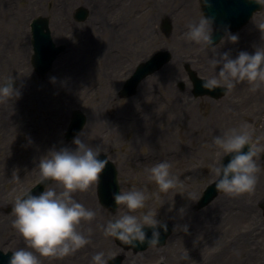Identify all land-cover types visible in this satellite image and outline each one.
Returning a JSON list of instances; mask_svg holds the SVG:
<instances>
[{
  "label": "rangeland",
  "instance_id": "obj_1",
  "mask_svg": "<svg viewBox=\"0 0 264 264\" xmlns=\"http://www.w3.org/2000/svg\"><path fill=\"white\" fill-rule=\"evenodd\" d=\"M191 1L193 14H185L186 7L179 5L181 9H173L171 30L159 35L153 26L162 28L163 17L171 14L169 3L162 0H93L91 5L87 0H0V83L12 78L21 93L0 100L1 249L27 246L12 223L14 213L9 208L39 181L35 167L41 156L53 147H75L66 141L64 131L71 112L80 108L88 115L81 136L116 163L121 190L146 186V209L155 210L162 221L187 225V231L176 227L163 247L127 252L124 264H152L156 256L165 258L167 264H198L202 260L209 264H264V150L256 157L260 169L254 190L223 193L208 207L194 209L205 186L216 179L213 165L220 157L209 146L213 136L242 121L251 122L256 133L264 134V85L252 90L247 82H241L220 99L193 97L183 63L190 62L207 78L212 74L209 57L214 50L184 36L189 22L202 15L198 0ZM260 1L262 11L235 32L239 39L232 42L225 37L216 45L218 52L230 51L235 56L241 50L253 52L264 45V28L260 27L264 24V0ZM179 3L176 0L173 7ZM80 6L91 10L83 23L73 18ZM39 15L50 17L54 40L67 43L70 49L43 79L33 71L29 59L28 23ZM91 32L98 39H90ZM85 34L91 44L87 47V40L81 48L79 42ZM163 48L172 49L173 61L146 79L147 88L142 83L133 97H118L121 84L117 73L128 74L136 60ZM102 49L109 56L96 54ZM182 80L184 90L175 84ZM160 160L169 161L171 171L184 183L157 198V185L149 179L146 166ZM95 186L72 194L75 198L87 195L89 207L96 210L95 218L86 221L82 230L93 223L100 225V235L109 241L104 247L108 259L120 248L111 236L104 235L102 225L112 214L99 204ZM224 207L238 213L236 222L215 226L210 213ZM122 211L121 205L115 214ZM87 255V249L79 248L64 257H44L42 264L90 262ZM253 256L261 261L254 262Z\"/></svg>",
  "mask_w": 264,
  "mask_h": 264
},
{
  "label": "clouds",
  "instance_id": "obj_2",
  "mask_svg": "<svg viewBox=\"0 0 264 264\" xmlns=\"http://www.w3.org/2000/svg\"><path fill=\"white\" fill-rule=\"evenodd\" d=\"M200 3L207 5L209 0H200ZM212 25L211 17L201 15L198 20L189 22L184 33L187 40L214 50L209 57L212 74L202 80V87H222L227 92L241 82H247L252 90L264 85V45L255 47L253 52L241 50L235 56L230 51L218 52L213 44ZM260 27L264 28V24ZM226 39L235 42L239 37L229 31ZM13 81L9 78L0 83V100L21 94ZM81 133L72 139L75 147H53L40 157L35 168L39 170L43 190L38 193L26 190L15 199L11 209L14 213L12 223L27 246L11 251L7 264H42V258L70 255L91 239L93 229L82 230V222L92 221L96 210L77 200L72 193L95 184L108 160L106 156L101 158L100 147L86 142ZM209 146L215 148L220 157L213 165L217 189L229 195L254 190L260 169L256 157L264 150V134L256 133L251 122L242 121L214 135ZM229 154L225 163L223 158ZM146 171L157 185L154 193L157 198L161 192L184 183L171 171L167 160L146 166ZM112 196L117 206H123V211L122 214L114 213L102 225L104 235L134 246L145 241L149 246H158L160 229L167 231L168 225L158 218L155 210L146 209L149 197L146 186L133 185L113 192ZM180 212L183 213V208ZM146 227L152 229L150 237ZM176 227L187 231V225ZM90 264H108L105 252H94Z\"/></svg>",
  "mask_w": 264,
  "mask_h": 264
},
{
  "label": "water",
  "instance_id": "obj_3",
  "mask_svg": "<svg viewBox=\"0 0 264 264\" xmlns=\"http://www.w3.org/2000/svg\"><path fill=\"white\" fill-rule=\"evenodd\" d=\"M237 5L240 7V4L238 0H209V3L205 5V11L208 17H211L213 19V23L216 25V27L220 25H228L236 21L237 15H240L242 13V8L240 7L241 11H238V9L232 7L233 5ZM225 8H229V13L227 18L224 16L225 12L223 10ZM87 11H81L79 13L80 18H84L86 16ZM45 20V26L47 24V21L45 18H41ZM37 19L34 22V29L35 30V48H36V54H35V62L37 65V68L40 72V74H43L50 66L51 62L54 59L55 55L61 50V48H55L53 43L51 42L50 34L49 32L43 31V25L42 20ZM108 183V186L106 187L105 192H110L111 198H113L112 193L116 192L115 188L116 186V180H115V174L112 173V176L108 175L105 176V182H103V185ZM115 185V187H114ZM171 226H168L167 231L164 229H160V237L159 242L162 241L165 236L171 232L172 229H170ZM146 232L148 236H151L152 229L150 227H146ZM123 242V241H122ZM124 243V242H123ZM147 241L143 243H137L135 246H141L146 244ZM126 244V243H125ZM127 246H134L128 244ZM0 264H7L4 260H0Z\"/></svg>",
  "mask_w": 264,
  "mask_h": 264
},
{
  "label": "bare ground",
  "instance_id": "obj_4",
  "mask_svg": "<svg viewBox=\"0 0 264 264\" xmlns=\"http://www.w3.org/2000/svg\"><path fill=\"white\" fill-rule=\"evenodd\" d=\"M162 1L164 2V4H166V3L169 2V4H168V7L169 8L170 7H173V4L175 2V1H172V0H162ZM179 1L181 2V4H183L184 7H186L185 8V14L186 13H192V7H193V5H192V1L191 0H179ZM87 2H88V4L91 5L92 2H93V0H87ZM163 11H164V9L161 10L160 13L161 14H164ZM186 18H190V16L187 15ZM91 29L92 28H90L89 31H92ZM110 31L113 33L112 30H110ZM95 37L96 36L91 32L90 33V39H93V38L96 39L97 37L96 38ZM81 44H82V46H84V41H82ZM81 201L86 206L89 203V201H87L86 198L85 199H81ZM210 214H211V219H213L212 220V224L215 223V226L217 224L219 225L220 223H226V224L227 223H231V224H234L236 222V217L238 215V213L232 212L229 207H224L221 211H219V212H211ZM85 223H86V221L83 223V226H84ZM88 226H89V224H88ZM90 227L93 229V231L90 234L91 235V239L89 240V242L86 245H84L83 247H81V249L83 251L85 249H87V254H88L87 257L91 259L92 255H93L92 250L95 249V248H97V251H101V250L104 251V247L107 246L108 241L105 242L104 241V238H103V235L102 234H101L102 236L100 235V233H99V227H100V225L98 226V225H95L93 223V224H91ZM213 230H214V228L211 231H207V232H213ZM201 246H202V244H201ZM204 262H205V260H202L198 264H205ZM89 263L90 262L83 260L80 264H89ZM206 264H209V262L208 263L206 262Z\"/></svg>",
  "mask_w": 264,
  "mask_h": 264
}]
</instances>
